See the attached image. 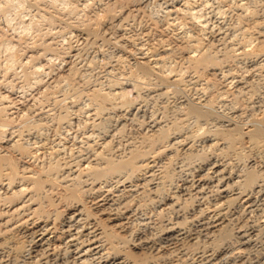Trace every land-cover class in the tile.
Returning a JSON list of instances; mask_svg holds the SVG:
<instances>
[{
    "label": "clouds",
    "instance_id": "clouds-1",
    "mask_svg": "<svg viewBox=\"0 0 264 264\" xmlns=\"http://www.w3.org/2000/svg\"><path fill=\"white\" fill-rule=\"evenodd\" d=\"M0 264H264V0H0Z\"/></svg>",
    "mask_w": 264,
    "mask_h": 264
},
{
    "label": "bare ground",
    "instance_id": "bare-ground-1",
    "mask_svg": "<svg viewBox=\"0 0 264 264\" xmlns=\"http://www.w3.org/2000/svg\"><path fill=\"white\" fill-rule=\"evenodd\" d=\"M101 211H102V209H101ZM106 218V217H105Z\"/></svg>",
    "mask_w": 264,
    "mask_h": 264
}]
</instances>
